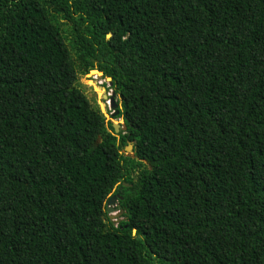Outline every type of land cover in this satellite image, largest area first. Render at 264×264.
Instances as JSON below:
<instances>
[{
	"label": "trees",
	"instance_id": "16d2710c",
	"mask_svg": "<svg viewBox=\"0 0 264 264\" xmlns=\"http://www.w3.org/2000/svg\"><path fill=\"white\" fill-rule=\"evenodd\" d=\"M0 264H264V0H0Z\"/></svg>",
	"mask_w": 264,
	"mask_h": 264
},
{
	"label": "water",
	"instance_id": "95a60500",
	"mask_svg": "<svg viewBox=\"0 0 264 264\" xmlns=\"http://www.w3.org/2000/svg\"><path fill=\"white\" fill-rule=\"evenodd\" d=\"M98 75L101 76V77L103 76L101 72H98ZM107 80H108V87L110 88L111 85H112L111 84V80L110 79H107ZM92 88L96 92L97 95H99L101 93V91L103 90V88H101V87L99 88V89H101V91L98 90L94 85L92 86ZM101 99L105 102V104L108 106L109 110L111 111V113L109 115V118H108V116L106 114V111H104V109L101 106V103H99L100 110L103 113V115H104V117L106 119V122L109 121L108 119H110V121H111V126H112V129H113L114 134H118L121 129L123 131H125L126 130V127L125 126H123V125H121L119 123L112 122V120L114 118H116V117L119 116V110H117L118 104L115 101V95H114V93L112 95H108L107 93L104 92L101 95ZM124 151L126 153H130L132 151V146L131 145H127V147L125 148ZM130 157L133 158L134 156L131 154ZM125 186H127V185H125ZM117 199L121 200V197L120 196H118V197H112V198H110L106 202V213H107L110 221L113 220L111 218L115 217L112 213L114 212L113 204H114V202ZM122 214H123V211L121 210V211H119V215H116V217L119 218V217H121Z\"/></svg>",
	"mask_w": 264,
	"mask_h": 264
},
{
	"label": "rangeland",
	"instance_id": "374dc122",
	"mask_svg": "<svg viewBox=\"0 0 264 264\" xmlns=\"http://www.w3.org/2000/svg\"><path fill=\"white\" fill-rule=\"evenodd\" d=\"M120 40H124L122 39V37L119 38ZM100 72V71H99ZM81 82L86 85L87 87H91L94 85L98 90L101 91V89H99L100 87L103 88V90L101 91V93L99 95H97L96 93V96H97V100L99 103H101V106L102 108L104 109V111H106V114L109 118V115L111 113V111L109 110L108 106L105 104V102L101 99V95L102 93H107L108 95H112L113 92L112 90H110V88L108 87V80H104L101 76H99L98 74L97 75H93V76H89V77H85V76H81ZM115 101L118 103V98L115 96ZM109 121L108 122H111L110 119H108ZM112 122L114 123H119V124H123V121L122 119H116L114 118L112 120ZM125 153L127 156H130L131 155V152L130 153H126V152H123ZM115 217L111 218L113 219L112 222L114 225H117L118 223H120L122 220H123V217H116V215H119V212L116 210L112 213Z\"/></svg>",
	"mask_w": 264,
	"mask_h": 264
},
{
	"label": "flooded vegetation",
	"instance_id": "af4514ba",
	"mask_svg": "<svg viewBox=\"0 0 264 264\" xmlns=\"http://www.w3.org/2000/svg\"><path fill=\"white\" fill-rule=\"evenodd\" d=\"M112 197H118L117 191H115V192L109 197V199L112 198ZM109 199H108V200H109ZM108 200H107V201H108ZM119 201H120V200L117 199V200L114 202V204H113L114 211H116V210H117L118 212L121 211V210H120Z\"/></svg>",
	"mask_w": 264,
	"mask_h": 264
},
{
	"label": "bare ground",
	"instance_id": "6f19581e",
	"mask_svg": "<svg viewBox=\"0 0 264 264\" xmlns=\"http://www.w3.org/2000/svg\"><path fill=\"white\" fill-rule=\"evenodd\" d=\"M99 71L97 70H91L87 75H85V77H89V76H95L98 74Z\"/></svg>",
	"mask_w": 264,
	"mask_h": 264
}]
</instances>
